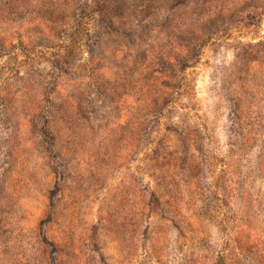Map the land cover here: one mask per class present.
Masks as SVG:
<instances>
[{"label": "rangeland", "instance_id": "374dc122", "mask_svg": "<svg viewBox=\"0 0 264 264\" xmlns=\"http://www.w3.org/2000/svg\"><path fill=\"white\" fill-rule=\"evenodd\" d=\"M0 264H264V0H0Z\"/></svg>", "mask_w": 264, "mask_h": 264}]
</instances>
